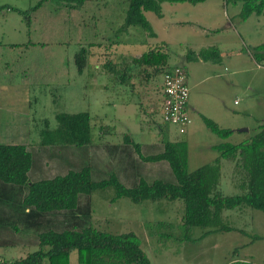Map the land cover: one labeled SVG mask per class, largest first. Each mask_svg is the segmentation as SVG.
Segmentation results:
<instances>
[{"label":"rangeland","instance_id":"rangeland-1","mask_svg":"<svg viewBox=\"0 0 264 264\" xmlns=\"http://www.w3.org/2000/svg\"><path fill=\"white\" fill-rule=\"evenodd\" d=\"M213 1L220 2L215 14L217 21L220 19L216 27H210L204 16L206 5L198 7L199 10L187 3L161 5L165 20L172 21L162 31L158 27L160 18L146 13L147 22L158 35L153 40L139 28L131 27L119 33L126 4L116 0L88 1L76 9L61 2L47 1L33 12L29 10L38 0H0V8H3L0 9V145L16 143L32 152L34 165L28 172L29 181L49 179L68 170L88 167L93 182L105 180L111 174L124 187H132L137 182L132 175L146 183L154 180L172 182L173 176L165 162H141L132 147L123 142V136L128 137L142 146V156L154 154L161 148L162 135L166 136L168 128L160 124L158 116L160 74L153 76L151 69L137 66L132 60L165 40L169 43L166 46L167 63L172 66L179 61L177 55L185 53L186 43L194 30L204 29L206 42L216 41L225 51L220 53L217 70L210 69V65L184 64L188 75V102L193 101L198 105V111H202V114L195 112L193 120L206 136L204 138L196 131V141L189 140L188 171L210 164L217 157L216 152L205 148L210 143L209 137L215 141L217 138L204 128L202 116L221 129L247 130L246 134L235 132L226 140L228 143L236 144L252 136L257 131V125L252 121L260 110L258 102L264 99V85L257 87L261 91L249 92L247 88L254 83L250 78L258 76L254 65L249 66L245 57L240 67L245 72L232 78L234 68L226 59L232 56L227 51L237 53L242 49L245 56L244 51L251 44L240 43L238 37L244 35V31H251L253 20L246 23L243 32L234 28L228 34L226 24L238 23L236 18L231 19V4L226 6L222 0L208 2ZM14 10L28 11V24ZM193 21L195 24L191 23ZM198 26L202 28L198 29ZM79 48L89 50L81 74L76 72L73 63ZM117 71L123 72L125 82L118 79ZM146 73H149L148 78ZM194 82L199 84L194 86ZM256 99L259 101L255 102ZM83 112L89 115L91 128L88 145L40 146V132L45 128L43 121L47 124L46 130L53 134L65 123L67 116ZM160 126L162 131L159 133ZM170 130L175 132L173 128ZM176 138L183 139L181 136ZM36 164L42 168V176H36ZM239 180L233 162L220 160L217 191L223 196L239 195L241 192L234 187ZM113 198L112 187L95 190L87 197L80 196V226L87 224L112 234L134 233L150 264H228L234 261L264 264V213L248 208L235 209L231 213L225 211L222 220L235 231L212 233L195 241L201 231L191 228L190 238L195 242H165L158 240L155 234L148 236L143 225L147 222L171 225V228L157 232L177 237L183 209L180 201L132 204L125 198ZM16 201V198L12 199L11 206ZM87 204L89 212L85 213L82 207ZM53 214L44 215L48 221L38 229L60 231L70 227L58 224L66 219V213ZM152 231L156 229L152 228ZM18 233L21 234L18 239L29 241L25 236L32 238L33 229H20ZM1 249L4 253L0 264H7L3 260L16 259L17 255L23 257L22 251L29 254L38 248L36 245L30 248L24 243ZM75 257V252H71V264H77Z\"/></svg>","mask_w":264,"mask_h":264},{"label":"trees","instance_id":"trees-1","mask_svg":"<svg viewBox=\"0 0 264 264\" xmlns=\"http://www.w3.org/2000/svg\"><path fill=\"white\" fill-rule=\"evenodd\" d=\"M47 1L61 2L71 9H76L88 1L95 0H38V3L29 11H35L41 3ZM116 1L126 4L124 20L118 30L119 33L126 32L131 27L139 28L146 34V37L152 39L155 35L146 20L145 13H152L156 18H161L162 4L187 3L195 6L206 0ZM222 1L225 5L239 4V12L236 16L239 22H244L251 15L258 16L264 12V0ZM14 11L20 14L28 24V11ZM88 52V49L79 48L73 56V63L78 74L82 72ZM248 52L257 65L264 63V42L250 47ZM219 57L218 50L210 47L199 50L196 55L188 51L184 54L183 61L200 59L216 63ZM167 60L165 47L157 45L133 59L132 62L142 68L151 69L152 75L155 76L162 75L169 68ZM122 73L116 72L121 83L126 81ZM146 77H149V73H146ZM201 121L204 128L220 142L210 148L217 153V157L210 164L202 165L191 172L187 169L188 147L185 140L178 138L179 140L171 141L162 135L161 148L154 154L142 156L140 154L142 146L123 136V142L132 147L141 162L151 164L165 162L174 179L172 182L154 180L146 183L142 178L132 175L134 182L137 181L132 187H124L114 174L109 175L105 180L93 182L88 167L77 171L68 170L63 175L32 182L28 179V172L34 165L32 152L24 145H0V214L2 215L0 235L10 243L13 241L10 236L15 233L19 236L20 229L23 231L34 225L31 229H34L33 234L36 237L35 242L38 248L24 258L13 260L9 264H43L44 261L47 264H68V256L71 252H75L77 264H150L134 233L112 234L97 230L87 224L84 227L80 226L82 219L78 215L79 197H87L93 191L106 187L113 188V200L125 198L132 204L144 201H180L183 209L177 237L173 238L169 234L157 232L159 229L171 228V225L161 222L156 224L147 222L143 225L148 231V236L155 234L158 240L165 242H195L212 233L235 231L222 220L223 211L248 208L264 213V123L258 125L257 131L247 140L231 144L226 140L233 133L232 130L221 129L205 117H201ZM43 125L45 128L40 132L41 147L52 145L80 147L90 143L89 115L85 112L67 116L65 123L59 125L53 134L46 130L45 121ZM162 126L165 128L164 125ZM158 131L159 133L162 131L161 126ZM220 160L233 162L235 172L238 171L240 175V180L234 184V187L241 194L223 196L217 191ZM37 165L36 176H42L44 172ZM128 166L131 164L128 163ZM14 198L17 201L11 206ZM82 209L88 213V204ZM60 212L66 213L67 217L58 224L65 227L70 225L69 228L60 231L52 228L46 231L38 229L48 221L47 216L44 215ZM5 220V224L2 223ZM152 228L156 231L151 232ZM191 228H198L201 231L195 241L190 238ZM228 264L249 263L234 261Z\"/></svg>","mask_w":264,"mask_h":264},{"label":"crops","instance_id":"crops-1","mask_svg":"<svg viewBox=\"0 0 264 264\" xmlns=\"http://www.w3.org/2000/svg\"><path fill=\"white\" fill-rule=\"evenodd\" d=\"M208 1H210V0H206L205 2H203V3H201V4H197V5H195V6H193V7H197L196 9H200V8H198V7H204V5H206L205 6V9H204V16L206 17V20H209V22H210V27H216V26H218V23H219V21H220V19L217 21V18H216V16H215V14H217L216 12H217V10H218V7H217V5H219L220 4V2L219 3H215V1H213V3L212 2H208ZM221 1V0H220ZM223 2V1H222ZM211 3V4H210ZM163 5V4H162ZM226 6H229V5H226ZM162 7V6H161ZM231 15H232V17H231V19H234V18H236V16H237V14H238V12H239V4H231ZM219 11H220V9H219ZM145 15V17H146V13L144 14ZM213 15V16H212ZM222 16H224L226 19H227V17H226V15L225 14H222ZM251 19L253 20L252 21V26H253V28L252 29H250L251 31L250 32H248V31H244V35H243V33L238 37V39H239V42L240 43H244V44H251V47H254V46H256V45H259V44H261V43H263L264 42V33L262 34L261 33V31H263L264 30V12L262 13V14H260V15H258V16H255V15H251V16H249L244 22H239L238 21V23L236 22V24L235 25H233L232 23L230 24V22L229 23H227L226 24V26L229 28L228 29V34L231 32V31H233L234 30V28L236 29H238L240 32H243V30L245 29V28H243V27H246L245 25H246V23L248 22V21H251ZM237 20V19H236ZM158 21H159V24H158V27H159V30L160 31H162V30H165L164 28H165V26H167L168 24H170L172 21L171 20H165V18H164V15H163V13H162V17L160 18V19H158ZM217 22V24H215ZM192 24H195L194 23V21L193 22H191ZM202 27H200V26H198V29H201ZM152 29V28H151ZM210 30V29H209ZM242 30V31H241ZM152 31H153V33H154V38H152L153 40H155V39H157V33H156V31L154 30V29H152ZM192 33H193V36H192V38H189V40L187 41V43H186V49H185V53H187L188 51L189 52H191L192 54H194V55H196V53L199 51V50H201V49H207V48H210V47H215L217 50H218V52L219 53H221V52H223V51H225V50H223L222 49V47H221V45H219L218 43H216V41H214V42H206V39H207V36H206V34H205V32H204V29H202V30H194V31H192ZM227 37V36H226ZM158 44H159V46H162V47H165V49L167 48L166 46H167V44H169V43H167V41H165V40H160L159 42H158ZM253 45V46H252ZM220 46V47H219ZM229 46H231V44H229ZM227 51V50H226ZM242 49L240 50V52L239 51H237V53H234V52H232V51H227L228 52V54H230V55H232V56H229L228 57V59H226L227 60V63L229 64H232V66H233V68H234V71H232V78H235V76L236 75H238V74H241V73H244V72H242L243 70L241 69L240 70V67H241V64L243 63V62H245V61H241L242 59H245V57H247V59L249 60V66H251V65H254V67H255V71L258 73V76L256 77V78H250V80L252 79L253 81H254V83H253V85H256V86H254V87H252V86H250L249 88H247L248 89V91L249 92H252V91H255V90H258V91H261V89H257V87L258 86H263L264 85V63L262 64V65H257L251 58H250V56H249V52H248V49L246 50V51H244V54H245V56L242 54ZM184 53V54H185ZM183 54V53H182ZM184 54L183 55H177L178 56V60L179 61H177V62H174V64L172 65V66H181V67H183V69L185 70V67H184V64H196V65H199V64H201V65H210V69H212V70H217L218 69V62H220V61H218V62H216V63H212V62H209V61H201L200 59H196V60H191V61H189V62H184L183 61V57H184ZM246 59V60H247ZM169 65V67H172L170 64H168ZM204 67H209V66H204ZM185 73H186V70H185ZM187 73H186V83H187ZM199 83H197V82H194V86H197ZM160 85H161V79H160V81H159V95H158V99H159V103H160ZM247 89H245L246 91H247ZM248 91L247 92H244V95L245 96H247V94H248ZM189 96V95H188ZM149 97H147L146 99H148ZM145 99V100H146ZM189 99V98H188ZM259 100H255V102H258ZM146 102H148V100H146ZM198 105H196L193 101L191 102L190 101V104H189V102H188V100H187V111H188V114H189V117H190V119H191V124H190V126L187 128V131L185 132V134L182 136L183 137V140H185L186 141V143H187V147H188V150H189V140L191 141H193V140H195L196 141V139L197 138H195L196 137V135H194V133L196 132V131H198L199 132V135H203V137L205 138L206 136H205V134H203L201 131H200V129L198 128V126H197V124H196V122H195V120H193L194 118H193V115H194V113L195 112H199L198 114H202L201 112L202 111H198V107H197ZM258 108L260 109V110H257V112H258V114H257V116L255 115V117H254V119H253V121H252V124H256L257 126L258 125H260V124H262V123H264V112L262 111V110H264V99L262 98V101H260V102H258ZM244 112H246V110L244 109ZM261 112V113H260ZM203 117V116H202ZM224 118H223V114H221V117H220V120L222 121ZM245 126H247V125H245ZM233 128H235V127H233ZM231 129L232 130V134H231V136L230 137H233V135H235L234 133L236 132V133H247V130L245 131V132H243V131H237L236 129ZM174 131V130H173ZM166 138H168V140H171V141H176V140H179L178 138H176V137H178L176 134H175V132H172L171 130H170V128L168 127L167 129H166V136H165ZM184 137H185V139H184ZM207 137H209V136H207ZM229 137V138H230ZM170 138H172V139H170ZM245 140V139H244ZM244 140H241V141H239L238 143H240V142H242V141H244ZM191 141V142H192ZM218 139L215 141V140H212V138H210L209 137V142L210 143H208L207 145H206V149H208V150H210V151H212L210 148L212 147V146H214V145H216V144H218ZM220 142V141H219ZM237 144V143H236ZM7 145V144H6ZM8 145H19V144H16V143H9ZM212 152H214V151H212ZM217 154V153H216ZM214 159H215V157H214ZM233 211V210H232ZM224 213H226L225 211H223L222 213H221V216L222 217H224ZM230 213H231V211H230ZM247 213V212H246ZM34 225H31V226H29L30 228H34L33 227ZM34 230V229H33ZM208 236H210V235H208ZM208 236H206V237H208ZM11 238H13V241H11L10 243H9V241L8 240H6V239H4L3 237H1V235H0V248L2 247V248H6V247H10V248H12V247H17L18 245H23L24 243L26 244V245H28V247H30V248H33V247H35V245L37 246V242H36V244H35V235L32 233V235H31V237L32 238H29V236H25V238L26 239H28L29 241H23V240H21V239H18L19 237H21V234L19 235V236H17V233H15V234H13L12 236H10ZM17 237V238H16ZM11 238H10V240H11ZM205 238V237H204ZM20 248H21V246H20ZM4 253V249H1L0 250V259L3 257V254ZM28 253L26 252V253H23V251L21 252V255H24L23 257H21L20 255H17L18 257H16V259H10L9 261H5V260H3V262L5 263V262H7V264H9L11 261H13V260H17V259H21V258H24L26 255H27ZM76 258V257H75ZM70 260V261H69ZM75 260V259H74ZM0 263H1V260H0ZM68 264H71V258H70V254H69V256H68Z\"/></svg>","mask_w":264,"mask_h":264},{"label":"built area","instance_id":"built-area-1","mask_svg":"<svg viewBox=\"0 0 264 264\" xmlns=\"http://www.w3.org/2000/svg\"><path fill=\"white\" fill-rule=\"evenodd\" d=\"M160 79V124L173 128L178 136L184 135L191 123L187 111L189 89L185 70L181 66L169 67L160 75Z\"/></svg>","mask_w":264,"mask_h":264},{"label":"water","instance_id":"water-1","mask_svg":"<svg viewBox=\"0 0 264 264\" xmlns=\"http://www.w3.org/2000/svg\"><path fill=\"white\" fill-rule=\"evenodd\" d=\"M240 131H243V132H245V131H246V129H243V130H240Z\"/></svg>","mask_w":264,"mask_h":264}]
</instances>
